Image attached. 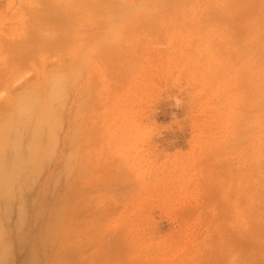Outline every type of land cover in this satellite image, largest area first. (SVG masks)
I'll return each mask as SVG.
<instances>
[{
	"label": "rangeland",
	"instance_id": "1",
	"mask_svg": "<svg viewBox=\"0 0 264 264\" xmlns=\"http://www.w3.org/2000/svg\"><path fill=\"white\" fill-rule=\"evenodd\" d=\"M59 74L2 264H264V0H0V115Z\"/></svg>",
	"mask_w": 264,
	"mask_h": 264
},
{
	"label": "bare ground",
	"instance_id": "2",
	"mask_svg": "<svg viewBox=\"0 0 264 264\" xmlns=\"http://www.w3.org/2000/svg\"><path fill=\"white\" fill-rule=\"evenodd\" d=\"M59 32H60V37L61 36L63 37L65 33L63 32L62 35V32L61 31ZM59 46H61V44H59ZM54 79L55 80L53 82V85H50L49 87L43 89L44 91L42 92L31 90L30 93L26 92L27 94L22 95L20 97L18 96L10 100V102L8 101L9 105L8 106L6 105L5 109L3 110L4 112H1L2 113V115H0V117H2V119H0V215L1 216L5 217L8 214L7 211L9 210L11 204V194L9 192L10 185L16 180L22 179L20 181L21 183L18 186V188H19V192H21L24 195L30 190V188H33L34 185L32 184L34 183L35 176L38 175L42 169V164L45 160V156L47 152V148L44 147V142H43L44 139L43 136L46 130V129L44 130V128L49 124L53 123V120H57L58 114H56L55 113L56 111L54 112V110H56V107L59 106L60 105L59 103L62 102L61 98H64L63 95L66 89V82H67L66 81L67 79H65L64 76L60 74L56 75ZM1 107L3 106L1 105ZM1 107L0 110L2 109ZM58 108L59 107H57V110ZM56 123L57 122H55V124ZM23 131L29 132L31 136L30 142L27 146V150L24 151H23V137H22ZM51 132H53V130ZM25 151H27L26 154ZM65 167H67V165ZM13 188L15 189V187ZM21 198L19 199L21 200ZM22 199L24 200V198ZM22 201L20 202L21 204L23 203ZM63 209L66 210V208ZM60 211L57 210L55 216L57 219L55 220H58L59 215L63 212L62 209H60ZM19 221L21 223V220ZM53 235H55V233ZM0 264L2 263L0 262Z\"/></svg>",
	"mask_w": 264,
	"mask_h": 264
}]
</instances>
